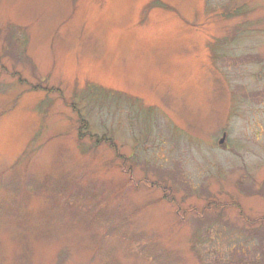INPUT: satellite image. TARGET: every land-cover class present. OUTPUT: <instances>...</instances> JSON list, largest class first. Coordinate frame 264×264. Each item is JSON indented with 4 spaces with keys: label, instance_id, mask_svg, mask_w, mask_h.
I'll list each match as a JSON object with an SVG mask.
<instances>
[{
    "label": "rangeland",
    "instance_id": "374dc122",
    "mask_svg": "<svg viewBox=\"0 0 264 264\" xmlns=\"http://www.w3.org/2000/svg\"><path fill=\"white\" fill-rule=\"evenodd\" d=\"M262 219L264 0H0V264H264Z\"/></svg>",
    "mask_w": 264,
    "mask_h": 264
},
{
    "label": "trees",
    "instance_id": "16d2710c",
    "mask_svg": "<svg viewBox=\"0 0 264 264\" xmlns=\"http://www.w3.org/2000/svg\"><path fill=\"white\" fill-rule=\"evenodd\" d=\"M48 92H50V93H55V92L58 93L59 96H60V98L63 100V102L65 101L64 98H63V96H62V93L59 90L51 89ZM68 106H70L73 109L75 108V105H73V104H70ZM79 120L81 121L82 119H79ZM81 122H83V121H81ZM81 126L84 127V128H86V123H82ZM83 136L84 135H80V138L83 137ZM86 136H88L91 140H94V141H98V142L107 144L108 146H110V148H112L115 151L117 150V147L112 143V140H109V139H107L105 137H103L101 139H98L97 137L92 136L89 133H86ZM177 213H179V209L177 210ZM262 220H264V219H262Z\"/></svg>",
    "mask_w": 264,
    "mask_h": 264
},
{
    "label": "water",
    "instance_id": "95a60500",
    "mask_svg": "<svg viewBox=\"0 0 264 264\" xmlns=\"http://www.w3.org/2000/svg\"><path fill=\"white\" fill-rule=\"evenodd\" d=\"M222 142V141H221Z\"/></svg>",
    "mask_w": 264,
    "mask_h": 264
}]
</instances>
